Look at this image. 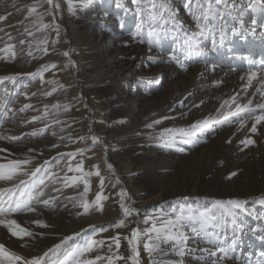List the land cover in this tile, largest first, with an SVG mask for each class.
Returning a JSON list of instances; mask_svg holds the SVG:
<instances>
[{
	"label": "rangeland",
	"instance_id": "1",
	"mask_svg": "<svg viewBox=\"0 0 264 264\" xmlns=\"http://www.w3.org/2000/svg\"><path fill=\"white\" fill-rule=\"evenodd\" d=\"M34 2L35 0H0V14H5L6 11L13 13L6 21L0 22V28L11 33L16 38L11 42L17 44L16 60H0V76L23 74L15 86L16 94L10 97L13 109L18 110L24 103H32L42 110L44 104L57 100L62 103L70 102L73 105L70 113L62 114L61 118L66 119L71 127L66 128L65 141L51 135V129L43 136L32 137L27 134L34 128L43 127V123L25 126L23 121L39 113L33 110L17 112L14 119L5 118V122L0 125V135H18L24 139L16 143L0 141V146L13 151V158H23L30 147L37 149L43 154L37 157L36 164H41L45 159L51 161L59 152L67 153L84 148L86 156L90 157L85 159V168L89 169L93 164L100 166L101 175L105 178L104 194L108 199L103 202L102 212L94 210L87 216L77 217V209L71 204H68L67 209L61 207L56 211L45 210L19 216L18 222L23 227L45 234L38 239L40 247L35 245V241L21 247L20 244L24 242L13 237L16 242L6 245L10 250L24 256L42 254L59 243L64 236H75L79 232V236L63 246L74 248L83 244L90 236L107 239L116 232L127 234L130 227L143 228L145 225L142 221L146 217L179 214L186 204L197 212L211 214L216 211L214 202L217 200L248 201L245 207L254 214L241 216L245 231L264 227V207L252 203L264 196V137H253L257 140L256 146L240 151L239 141L244 137L245 130L237 131V125L226 126L216 133H209L194 146L183 145L186 149L183 153L161 148L158 141L150 138L165 128L188 127L195 120L214 114L222 100L237 91L239 78L248 69V62L237 56L247 55L256 63L264 60V42H260L258 53L245 54L234 49L236 54L231 59H227L231 54L226 49L220 51V57L214 53L211 59H207V65L198 64L200 77L192 85L187 76L192 65L185 71L172 63H159L160 60L167 59V54L173 47L179 48L180 42L169 38L163 42L162 52L155 48L150 50L146 43L138 44L131 35L135 31V6L131 4V0H96L91 9L80 11L76 16L69 15L66 11L58 14L60 42L53 47L51 40L55 33H50L49 54L43 56L40 52H34L37 58L32 59L26 55L27 44L21 48L18 41L25 38L21 36L25 26L36 33V38L43 35L36 32L30 21L24 20V6ZM144 2L150 6L149 0ZM236 2L239 3V0ZM13 3L18 8H13ZM172 3L178 10L179 20L188 28L191 18L183 9L181 0H172ZM39 11L43 12L44 9L40 8ZM254 15L251 12L246 15L245 27H250ZM255 18L258 23L257 33L264 31L259 27V16ZM49 20L50 17L45 16V22ZM232 23L239 27L237 22ZM122 24L124 27H121ZM0 37H3L0 39V47H3L8 38L4 32H0ZM253 41L252 37H249L248 43L237 41L238 47L244 44L245 52ZM206 44L210 47V42ZM64 51L71 53L76 67L52 70L44 75L46 80H59L67 89L54 93L52 97H45L42 92L50 86L42 88L38 78L33 80L26 74L36 72L42 64H65L67 61L62 55ZM260 51L262 52L259 53ZM177 54L183 57L184 52L180 50ZM153 60L157 63H152ZM213 65L215 71L212 70ZM233 68L236 70L232 71ZM158 70L160 71L157 73ZM53 72H56L55 77ZM107 77L111 78L109 82L106 81ZM156 79L161 81L160 85L154 83ZM231 85V89H228ZM7 86L13 88L10 83ZM3 87L4 85H0V94ZM23 91H27L30 96L32 93L36 95L26 101L19 94ZM185 97L188 99L185 100L184 107H181L179 102ZM247 98L248 94H245L241 97V102H246ZM201 101L203 104L199 108L193 107ZM164 117L168 119H164L161 125L153 129L147 127L153 120ZM68 135L73 138L83 136L86 139L73 143L67 140ZM91 135L97 136L100 143L92 145ZM228 140L232 142L228 143ZM53 143L60 144L61 147L52 148ZM89 148L92 150L87 151ZM105 161L113 165L112 171L107 169ZM233 172L236 173L235 176L231 175ZM98 184L99 178L93 176L89 200L94 199ZM3 186V182H0V187ZM121 189L128 192V203L138 210L139 216L135 217V221L140 223L136 224L129 218L128 228L102 231L122 218L117 195ZM66 194L74 196L76 192L69 188ZM186 196L189 197L188 201L184 200ZM35 219L44 220L51 227L37 229L32 223ZM227 234L232 236L231 229ZM189 246L197 248L206 245L191 239ZM262 250L264 244L259 240L244 237L233 254L239 259L227 260L223 264H246L248 259L255 261ZM103 252L106 249L102 250V254ZM120 252L128 254L125 241H122ZM118 264L124 262L120 261ZM185 264L199 262L188 256L185 257Z\"/></svg>",
	"mask_w": 264,
	"mask_h": 264
},
{
	"label": "snow or ice",
	"instance_id": "2",
	"mask_svg": "<svg viewBox=\"0 0 264 264\" xmlns=\"http://www.w3.org/2000/svg\"><path fill=\"white\" fill-rule=\"evenodd\" d=\"M181 2L183 9L191 18L188 28H185L183 22L179 20L178 10L174 8L172 0H149L150 6L145 4L144 0H131V4L135 6V31L131 35L138 44L146 43L150 50L155 48L162 52L165 40L171 38L180 42L179 48L173 47L167 54V59H162L159 63H172L187 71L193 63L207 65L209 62L206 57L209 52L226 49L231 54L228 57L231 59L236 54L234 49H238L237 41L248 43L249 37H252L264 42V31L257 33L258 23L255 18L259 16L261 21L259 27L264 29V0H239V3L236 0L231 2L230 0H181ZM95 3L96 0H35L34 3L25 5L24 20L30 21L35 26L36 32L43 35L36 38V33L25 26L21 33L25 38L19 39L18 44L21 48L27 44V57L36 59L34 52L47 56L49 34L55 33V37L51 40L53 47L60 42V24L57 22V15L66 11L69 15L76 16L80 11L91 9ZM12 7L18 8L15 3ZM117 7H120V4H117ZM40 8L44 11L40 12ZM250 12L255 15L251 19L250 27H245V17ZM11 15L13 13L10 11L0 14V22L6 21ZM45 16L50 17L47 23ZM232 22H237L239 27L233 26ZM121 27L124 25L122 24ZM0 32H4L8 38L3 47H0V53L3 54L0 55V60L5 62L16 60L17 44L11 42L16 38L11 33L5 32L3 28H0ZM28 37L32 39H27ZM206 42H210V47ZM180 50L184 52L183 57L177 54ZM62 55L66 58L65 64H42L36 72L26 74L33 80L38 78L42 88L45 85L50 86L42 92L45 97H52L54 93L67 89V86L57 79L46 80L45 72L69 66L76 67L69 51H64ZM240 59L248 62V70L239 78L244 83L239 92L222 100L214 114L197 119L188 127L165 128L150 138L158 141V146L161 148L183 153L186 151L183 145L194 146L203 141L209 133H216L218 129L226 126L237 125V131L245 130L244 137L239 141V150L244 151L256 146L257 140L253 137L257 135L264 137V60L257 64L247 55L240 56ZM152 63L157 61L153 60ZM212 70L215 71L214 65ZM21 75L23 74L0 76V85H4L0 94V125L5 122V118L14 119L17 112L25 113L33 110L39 114L23 121V125L34 126L37 122H41L43 127L34 128L27 135L43 136L51 129V135L65 141L64 133L71 124L61 117L62 114L70 113L73 105L70 102L62 103L57 100L51 104H44L42 110L32 103H24L18 110L13 109L10 106L12 102L10 97L16 94L15 86ZM55 75L56 72H53L54 77ZM6 82L13 88H9ZM154 83L160 85L161 81L156 79ZM249 90L253 91L249 92ZM242 93L248 94L246 102H241ZM19 94L23 95L26 101L36 95L32 93L30 96L27 91ZM187 99L185 97L179 102L181 107H184ZM201 104L203 101L194 104L193 107L199 108ZM164 119L168 117L155 119L147 127L153 129L161 125ZM23 139V136L18 135H0V141L8 143H16ZM85 139L83 136L77 138L67 136V140L73 143ZM90 139L92 145L100 143L95 135H91ZM231 142L228 140V143ZM59 147L60 144L52 145V148ZM91 150L89 148L87 151ZM42 154L30 147L23 158H13L15 156L13 151L0 146V182L4 184L0 187V229L6 230V234L15 237L17 241L24 242L20 244L21 247L27 242L42 238L45 233L23 227L18 222L19 216L41 213L45 210L56 211L61 207L67 209L68 204L77 209L75 213L77 217L87 216L94 210L102 212L103 202L108 199L104 194L105 178L101 175L100 166L93 164L91 168H85V159L90 157L86 156L84 148L67 153L59 152L51 161L45 159L41 164H36L35 160ZM105 163L107 169L112 171L113 165L107 161ZM231 175L235 176L236 173L233 172ZM93 176L99 178V184L94 199L89 200ZM69 188L73 189L76 195L66 194ZM117 195L122 218L103 228L102 231H108L109 228H128L129 218L135 221V217L139 216L138 210L129 205L130 196L126 190L121 189ZM184 200L188 201L189 197H184ZM214 203L216 211L211 214L197 212L186 204L179 214L168 217L160 215L146 217L142 221L145 225L143 228L130 227L127 234L116 232L107 239L90 236L83 244L74 248L63 246L80 233L77 232L75 236L66 235L59 243L37 255H20L10 250L4 243H0V264H118L120 261L124 264H185V257L188 256L197 260L199 264H223L227 260L239 259L233 254L244 237H254L264 244V227L245 231L242 225V215L254 214L245 207L248 201L229 199L217 200ZM252 203L264 207V196L255 199ZM32 223L37 229L51 227L41 219H35ZM135 223L139 224L140 221ZM229 229L232 231L231 237L227 234ZM191 239L198 240L206 246L192 248L189 246ZM122 241L126 242L127 255L120 252ZM104 249L106 252L102 254ZM246 264H264V250L258 253L255 261L248 259Z\"/></svg>",
	"mask_w": 264,
	"mask_h": 264
},
{
	"label": "bare ground",
	"instance_id": "3",
	"mask_svg": "<svg viewBox=\"0 0 264 264\" xmlns=\"http://www.w3.org/2000/svg\"><path fill=\"white\" fill-rule=\"evenodd\" d=\"M96 30V29H95ZM260 42H261V40H259V39H254V41L252 42V44L247 48V51L245 50V52H244V44H242V45H240L239 47H238V49H237V51H239L240 53H245V54H252V53H258L257 52V50L260 48ZM262 51H260L259 53H261ZM214 53L216 54L217 53V55L216 56H221L220 54H222V53H220V52H209L208 53V55H207V57H206V60L207 59H211L212 57H213V55H214ZM237 57H240V56H237ZM227 59H229V58H227ZM235 60H239L238 58H235ZM259 62H260V60L257 62V64H259ZM198 64H200V65H203V64H205V63H196V65L194 66L193 64H192V68H191V70H190V72H189V74L187 75L190 79H189V84H194V82L196 81V79L198 78L199 79V77H200V67H199V65ZM248 68V67H247ZM248 70V69H247ZM160 70H158L157 71V73L159 72ZM244 74V73H243ZM149 76V75H148ZM229 76H231L230 74H229ZM228 77V76H227ZM233 78V77H232ZM110 77H107L106 78V81L107 82H109L110 81ZM239 84H238V86H237V91L236 92H239L240 91V88L242 87V85H243V81H239L238 82ZM233 85H231L228 89H231V87H232ZM250 91V90H249ZM251 91H253V90H251ZM186 92V91H185ZM228 94H230V93H228ZM233 95V94H232ZM245 94H241V97L242 96H244ZM258 97H257V101H258ZM4 230V229H3ZM10 235H8V234H6V232H5V230L4 231H2V230H0V243H4L5 245H7L8 243H15L16 241L14 240V238L12 239L11 237H9ZM27 239V238H26ZM35 241V245H37V247H40L41 245H40V242H39V240L37 239V240H33V242ZM28 244H29V242H27ZM26 243V244H27Z\"/></svg>",
	"mask_w": 264,
	"mask_h": 264
}]
</instances>
